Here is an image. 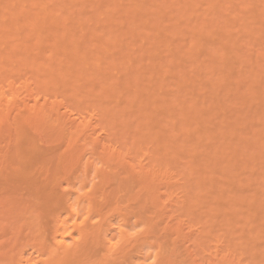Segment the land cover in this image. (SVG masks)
<instances>
[{
    "label": "bare ground",
    "instance_id": "1",
    "mask_svg": "<svg viewBox=\"0 0 264 264\" xmlns=\"http://www.w3.org/2000/svg\"><path fill=\"white\" fill-rule=\"evenodd\" d=\"M0 264H264V0H0Z\"/></svg>",
    "mask_w": 264,
    "mask_h": 264
},
{
    "label": "rangeland",
    "instance_id": "2",
    "mask_svg": "<svg viewBox=\"0 0 264 264\" xmlns=\"http://www.w3.org/2000/svg\"><path fill=\"white\" fill-rule=\"evenodd\" d=\"M89 176L91 177V176H93V175H92V174H90ZM90 177H88V179H89ZM89 180H90V179H89ZM29 251H30V250H29Z\"/></svg>",
    "mask_w": 264,
    "mask_h": 264
}]
</instances>
